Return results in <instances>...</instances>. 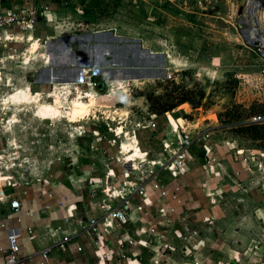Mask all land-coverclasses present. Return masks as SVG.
<instances>
[{"label":"rangeland","instance_id":"obj_1","mask_svg":"<svg viewBox=\"0 0 264 264\" xmlns=\"http://www.w3.org/2000/svg\"><path fill=\"white\" fill-rule=\"evenodd\" d=\"M243 2L78 0L83 14L75 24L77 33L114 28L120 35L116 44L138 43L152 52H163L165 66L157 64L161 53L154 55L149 67L143 66L144 62L140 65L143 75L138 81L108 80L107 71L90 68L92 80L100 82L102 88L91 86L89 81L87 85L84 79L74 86L55 81L45 88L46 92L41 91L38 102L32 100L35 92L30 90V99L4 104L7 93H22L30 85L26 81L31 79L29 66L24 64L49 63L46 47L38 43L36 50H29V40L19 56V74L5 72L0 80V218L3 213L7 219L10 212L9 195L20 197L24 207L35 210L43 202L51 204L52 200L41 192L47 184H55L46 183L42 176L47 172L49 180L54 178L56 182L57 173L71 171L72 150L76 148L69 140L72 124L84 119L89 126L99 127L94 131L99 149L111 156L110 174L105 180L106 200L111 205L117 203L115 188H121L123 181L126 190L131 182H147L156 173L168 190L181 184L179 201L158 198L153 191L149 195L153 202L144 204L139 195L133 197L144 206L139 210L141 214H131L118 230L114 224L109 227L111 232H119L126 225L131 242L120 237L122 244L106 243L108 259L104 264H264V143L235 130L237 124L264 112V55L260 52L264 47L256 40L248 42L239 26L244 22L240 15ZM233 4L238 5L237 14L231 12ZM260 17L264 29V4ZM130 57L140 64L135 52L131 51ZM128 70L129 74L136 73L135 69ZM88 72L85 68L84 74ZM182 94L187 100L175 106L178 111H170L174 117H182L168 126L177 130L184 123L190 130L189 170L180 172L181 166L172 162L173 148L179 144L175 131L170 134L168 151L163 150L162 155V146H156L132 165L123 162L128 152L121 148L122 143L131 147L134 128H148L151 99L157 96L159 101L176 102ZM90 95L93 100L89 113L71 120L74 102ZM47 101L57 106L59 115L46 118L38 113V107ZM61 124L66 131L57 128ZM118 125L122 127L120 133L116 131ZM205 128H211L213 154L220 167L203 158L197 136ZM83 148L90 149L89 145ZM125 169L130 171V183ZM95 184L105 185L99 179ZM58 216L55 208H49L43 218L46 222L59 221ZM137 222H144L145 229L149 223L155 224V237L142 239L139 232L143 228H136Z\"/></svg>","mask_w":264,"mask_h":264},{"label":"crops","instance_id":"obj_2","mask_svg":"<svg viewBox=\"0 0 264 264\" xmlns=\"http://www.w3.org/2000/svg\"><path fill=\"white\" fill-rule=\"evenodd\" d=\"M46 1L48 0H0V7H8L20 3L34 4ZM51 1L54 2L53 8L58 17V26L51 23L46 24L40 22L31 30L30 34L36 38L44 48L46 47V50H48L47 48L49 47L52 53H55L57 56L59 55L57 58H59L60 61H57L54 65L42 62L24 64L27 67L29 66L28 71L30 72L31 79H26V81L29 82L30 88L33 91L46 92L47 89L45 88L51 85L52 82H55L47 79L48 69H58L54 76L64 77L72 74V72L68 70L69 68H74L79 65L83 66L84 69H88L104 59H108L110 63L116 67L123 68L124 66H128L129 68L130 66V68H135L133 66H137L135 68L136 73L132 74H129L128 69H122V74L117 76H112L111 73L108 72V80L110 78H119L120 81L140 80L143 74L139 71L141 68L139 66L143 65V62L140 61L139 64L132 61L130 57L131 51L129 47L126 46L128 44L123 46V44L115 43L120 35L114 32V28L100 30L103 35H100V33L97 32L98 30L77 33L75 31V24L80 21L83 14L82 6L78 4V0ZM28 41L29 38L26 41L15 43L14 46L16 49H14V51L3 52V56L1 57L3 63H0V80H3L2 75L5 74V72H8V74L12 76L19 74L18 71L21 69L22 65L20 64L21 60L19 56L23 55L25 45L28 44ZM141 46L145 48L144 45L141 44ZM110 50L111 52H109ZM3 65L7 68H3ZM94 70L100 71L97 69ZM56 82L64 85H75V82L72 81L63 82L60 80ZM170 111L178 110L174 107ZM170 111H166L165 116L155 113L156 116L154 120H156L155 123L157 127H155L157 130L154 129L155 127L151 128L147 126V124L145 127L148 128L146 129L140 128L141 126L134 128L133 132L138 140V145L146 152V155L149 153L148 151H152L156 146H162V152L160 153L162 155L164 150L163 144L169 143L170 134L173 135L175 131L178 133V136L181 135L180 126H177V130L172 127L169 128L170 126H168L167 112ZM178 117L182 116L176 115L175 118ZM74 123L75 124H72L74 127L72 138H69L73 146L76 147L72 150L70 160L72 165L71 171L64 172L63 174L57 173L56 182L54 178L49 180V173L47 174V172L42 176V178L46 180V183L50 181L55 184V186H49L47 184L45 190L41 192L47 195V200H52V206L48 202H43L39 210H35L32 206H25L24 210L26 212L22 213L23 216L21 221H17L15 217L6 219L5 214L1 213L0 264H3L2 253L7 246V235L10 234L11 227L15 228V232L19 230L21 232V236L18 238L20 246L18 253L27 264H36L39 249L42 247H48L50 249L51 264H104L108 259V253L107 250H105L107 248L106 243H110V241L121 243L120 237L124 228L126 232L129 233L126 225H124V228L119 230L121 234L117 231V228V232H111V230L109 232L108 228L107 233L102 230V236L96 237L93 233V227L88 225L90 217L100 218L103 215L101 204L109 203L106 200V196L108 195L106 186H108V184L105 183V180L107 179V174H110L108 162L111 156L104 155L101 149H99V140H97L99 138L95 136L96 134L94 132L98 131V126H89V122L84 121V119L75 120ZM85 125L88 126L85 127ZM57 128L64 131L67 130L62 124ZM205 129L211 132V128ZM153 131H155V133ZM92 135L94 136L92 137ZM87 136H90V138H87ZM83 145H89L90 149H84ZM174 150L175 148H173V151ZM60 159H63V157L60 156ZM150 162L152 164L156 163L155 160H151ZM129 173L130 171L127 172L125 169L126 181L128 180L127 183L131 181L127 178ZM97 179L102 180L105 185L103 186L102 184L97 186L95 184ZM116 189L119 188H115V191H117ZM102 191L104 194L101 193ZM98 193L101 194V199ZM146 200H143L144 204L148 203V200L147 202ZM149 201L153 202L154 200L150 198ZM35 204L38 205V202ZM49 208H55L57 210L58 217H60V219L58 218L59 221H55L54 219L51 222H46V218L43 217L48 215ZM134 213L139 215L141 211H134L132 214L134 215ZM1 222H6V226H2ZM134 223L135 222H133V224ZM107 224H113V222H107ZM136 224V228H139V226L142 227L144 222H137ZM98 226H100V224H98ZM26 228H30L31 233H28ZM112 236H116L117 238L113 239ZM141 237L143 239L146 235H141ZM101 243L104 245L102 248L100 246ZM77 245H81L82 250H77Z\"/></svg>","mask_w":264,"mask_h":264},{"label":"built area","instance_id":"obj_3","mask_svg":"<svg viewBox=\"0 0 264 264\" xmlns=\"http://www.w3.org/2000/svg\"><path fill=\"white\" fill-rule=\"evenodd\" d=\"M54 2L48 0L46 2L41 3H20L14 4L8 7H0V63L1 57L3 56V52L7 51V49H11L14 51L15 43L26 41L29 38V34L31 30L40 22H44L46 24L57 25V14L53 8ZM22 54V53H21ZM21 63V62H20ZM89 69L87 74H83L85 84L88 85V81L91 83V86L98 84V82L94 83L92 80L93 72ZM168 75L170 73L167 71ZM83 79V78H82ZM156 114L154 112L149 113V118L147 119V126L154 128ZM252 120H248V122L264 124V112L257 113L254 115ZM169 123V118H168ZM181 135L177 136L179 139V144L177 148L173 151V163L177 164V167H180V172L188 171L189 165L187 164V160L189 159L190 152L189 148L192 144V138L190 136V130L186 124H181ZM197 140L201 147L204 150V160L207 163H215L220 167V162L217 157L213 154V149L215 147L214 141L212 139V134L209 130L205 129L200 132L199 136H197ZM168 143L163 144L164 151H168L169 145ZM170 144V143H169ZM172 163V164H173ZM153 173V172H152ZM132 184L129 186V189L125 190V182L123 181V186L121 188L116 189L117 195L119 197L116 204L111 205L110 203H102L101 208L103 210V215L100 218L90 217L88 220V225L93 227V233L96 237L102 236V230L106 233L108 232V228L111 224H107V222H113L115 229L117 227H122L126 221L131 219V214L134 211H139L143 209V204L138 203L134 200L135 195H139L141 197V201L147 199L149 200L150 191H153L157 194L158 198L162 199H172L175 201L180 200V188L181 184L176 183L175 186L168 190V188L163 184L156 173L152 174L149 181L147 182H131ZM8 207L10 209L7 218L15 217L17 221H21L24 213V205L18 196L9 195ZM163 210V208L161 209ZM100 224V226H98ZM2 226H6V222H1ZM155 224L149 223L148 228H143L139 235H152L155 237L157 234ZM10 234L7 235V246L2 253V261L3 264H27L25 260H23L19 256V243L18 238L21 236L20 230L15 232L14 227H11ZM112 229V228H109ZM28 233H31L30 228H26ZM110 232V230H109ZM122 240H128L131 242V238L129 233L126 231L121 234ZM122 244V242H121ZM77 250H82L81 245L76 246ZM51 253L48 247H42L39 249L38 259L36 264H51L50 263ZM60 264V263H57Z\"/></svg>","mask_w":264,"mask_h":264},{"label":"bare ground","instance_id":"obj_4","mask_svg":"<svg viewBox=\"0 0 264 264\" xmlns=\"http://www.w3.org/2000/svg\"><path fill=\"white\" fill-rule=\"evenodd\" d=\"M243 8L240 13V15L243 16L244 22H240L239 26L242 28L243 34L248 39V42L258 41L263 47H264V29H263V20L260 17L261 14V6L264 4V0H243ZM231 12L237 14L238 11V5L233 4L231 6ZM30 43L28 44L29 50H36V46L38 45V40L30 37ZM48 51V50H47ZM51 55L53 56V53L50 54L49 52H46V60L50 64ZM54 57V56H53ZM64 57V56H63ZM58 61V60H56ZM22 63V61H21ZM164 66V65H163ZM161 66V67H163ZM166 70V69H165ZM84 74V71H83ZM84 79V77H83ZM111 79V78H110ZM33 91L30 89V85L27 86L26 90H24L22 93L16 91V92H9L7 93V97L5 98L4 104L9 102H17L20 100H27L30 99L29 91ZM34 97L32 98L33 101L38 102L39 97L42 95L41 91H34ZM92 100L93 97L90 95L88 98H82L79 97L74 102V109L72 110L71 115H69V118L71 120H75L76 116H83L89 113L90 108L92 106ZM38 113L46 118L53 117L60 114V110L57 108L56 105L51 104L50 102H46L38 107ZM169 123H171L173 120H175V117L170 113L167 112ZM116 131L118 133L122 132L121 125H118L116 128ZM133 140V144L131 147H129L125 142L122 143L121 148L127 149V156L123 160V162L128 163L129 165L134 164L136 161L144 158L146 155V152L140 148L138 145V140L135 135L131 136ZM128 168V167H127ZM131 181H129L130 183Z\"/></svg>","mask_w":264,"mask_h":264},{"label":"water","instance_id":"obj_5","mask_svg":"<svg viewBox=\"0 0 264 264\" xmlns=\"http://www.w3.org/2000/svg\"><path fill=\"white\" fill-rule=\"evenodd\" d=\"M98 33H100V35H103L102 32H100V30L97 31ZM114 36V35H112ZM133 52H135L137 54V58L140 59L141 62H144L145 67H149L148 65L150 63H152L154 60L152 59L155 56H157V54H160L161 53V60L157 63L158 65L163 66L165 64V61H166V54H164L163 52H152L146 48H143L140 44H132L131 46L130 45H127ZM48 52L50 54H52V51L50 50V48L48 47ZM145 49V50H144ZM260 52L264 55V49H260ZM56 55V54H54ZM57 56V55H56ZM56 56L53 57L51 55V59H50V64L54 65L57 63V59H56ZM149 59H152L149 61ZM133 67H137L136 65H134ZM141 67V66H139ZM90 68V67H89ZM91 68H95L97 70H100V71H107V72H110L112 76H117V75H121L122 74V69H135V68H128V66H124L123 68L122 67H116L115 65H112L110 63V61L108 59H104L103 61H101L100 63H97L95 65H93ZM68 70H70L72 72V74H69L68 76H54L58 71V69H48L47 71V79L49 81H63V82H66V81H72V82H77V81H80L82 80L83 78V71H84V68L83 66H79L77 65L76 67L74 68H69ZM96 71V70H94ZM61 78V79H60ZM97 88H102V84L99 82L97 84Z\"/></svg>","mask_w":264,"mask_h":264},{"label":"trees","instance_id":"obj_6","mask_svg":"<svg viewBox=\"0 0 264 264\" xmlns=\"http://www.w3.org/2000/svg\"><path fill=\"white\" fill-rule=\"evenodd\" d=\"M147 99L149 100L151 98L147 96ZM186 100L187 98H185L183 94L176 100V102L159 101V98L157 96H154L151 99V102L149 104V110L156 114L164 113L166 111L172 110L176 105ZM260 129H263V130L260 131ZM235 130L236 132L249 133L248 135H250L252 138L263 140V143H264V124L243 122V123L237 124L235 126Z\"/></svg>","mask_w":264,"mask_h":264}]
</instances>
